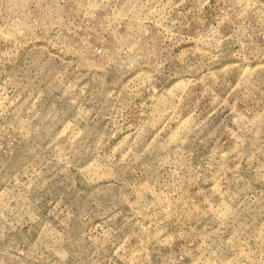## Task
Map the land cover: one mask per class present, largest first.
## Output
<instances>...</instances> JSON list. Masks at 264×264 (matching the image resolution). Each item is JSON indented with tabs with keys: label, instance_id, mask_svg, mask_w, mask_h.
I'll return each instance as SVG.
<instances>
[{
	"label": "rangeland",
	"instance_id": "obj_1",
	"mask_svg": "<svg viewBox=\"0 0 264 264\" xmlns=\"http://www.w3.org/2000/svg\"><path fill=\"white\" fill-rule=\"evenodd\" d=\"M0 264H264V0H0Z\"/></svg>",
	"mask_w": 264,
	"mask_h": 264
}]
</instances>
